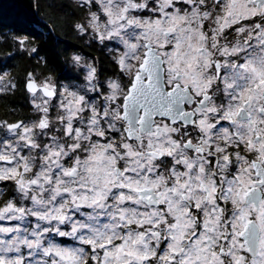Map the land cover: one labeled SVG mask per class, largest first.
I'll use <instances>...</instances> for the list:
<instances>
[{
  "label": "snow or ice",
  "instance_id": "snow-or-ice-1",
  "mask_svg": "<svg viewBox=\"0 0 264 264\" xmlns=\"http://www.w3.org/2000/svg\"><path fill=\"white\" fill-rule=\"evenodd\" d=\"M85 2L75 28L123 46L128 82L28 74L38 119L0 121V264H264V0Z\"/></svg>",
  "mask_w": 264,
  "mask_h": 264
},
{
  "label": "trees",
  "instance_id": "trees-1",
  "mask_svg": "<svg viewBox=\"0 0 264 264\" xmlns=\"http://www.w3.org/2000/svg\"><path fill=\"white\" fill-rule=\"evenodd\" d=\"M85 11L76 0H0V72L16 85L0 92V121L31 116L30 94L24 86L29 73L37 78L52 74L59 80L79 77L71 72L69 60L73 51H83L86 45L75 28ZM21 39L23 46L18 44ZM96 47V42L90 44V49ZM109 57L100 55L104 76L117 72Z\"/></svg>",
  "mask_w": 264,
  "mask_h": 264
},
{
  "label": "rangeland",
  "instance_id": "rangeland-1",
  "mask_svg": "<svg viewBox=\"0 0 264 264\" xmlns=\"http://www.w3.org/2000/svg\"><path fill=\"white\" fill-rule=\"evenodd\" d=\"M76 2H78L79 4H84V6H85L86 11L83 15L82 20L79 21L78 23L83 24L85 27H87L90 12H98V14H100L99 13V4L97 3L95 7H90L86 4L85 0H76ZM209 2H211V0H209ZM140 15L146 16V15H149V13L144 12V13H140ZM46 32L47 31H45V33ZM78 34L84 38L86 45L83 48V51L77 50V51L72 52V54L70 55L69 65L72 68L71 72H73V73L76 72L79 77L78 78H71L69 80H59L56 78L55 75H52V74H47L45 76H42L41 78H37L34 76L38 80V82L43 81L45 78H51V81L56 83L58 88H60L61 86H65V87H68L72 90H80L82 93L83 86L86 85V83H87L85 81L84 77L87 74L88 66L91 65L97 69V81H96V83H98V85L107 86V83L110 80L118 81L122 85L126 84L128 82V77L125 76L120 71V68L116 62L115 63L117 65V72L114 75L107 77L106 80H103L102 79L103 76L101 74V72H102V70H101L102 63H101V58H100L101 53H103L104 55H107V56L109 55L110 60L115 61V58L123 51V46L120 45L118 41H105L104 44H101L98 40L93 39L94 33L91 31V29H89L87 34H82L78 30ZM229 38L231 39L232 37L229 36ZM95 42L97 45L96 50L90 49V44L95 43ZM75 55H79L81 57V61L79 64L74 63V61L72 60V57ZM0 76H3V80L0 81V84L5 85V87L9 83L12 84V81L7 77V75L5 73L0 72ZM102 91L106 92V88L102 89ZM89 95H94V94L89 93ZM30 100H31V97H30ZM57 114H58V112L53 110L50 113V119H52L54 121ZM36 119H38V116L32 107L31 116L24 119V121L30 124L33 120H36ZM0 187H2V186L0 185ZM10 223L11 222H9V221H3V222H0V225L8 226ZM57 239H61V238H57ZM68 243L71 245L73 242L71 240H69Z\"/></svg>",
  "mask_w": 264,
  "mask_h": 264
},
{
  "label": "flooded vegetation",
  "instance_id": "flooded-vegetation-1",
  "mask_svg": "<svg viewBox=\"0 0 264 264\" xmlns=\"http://www.w3.org/2000/svg\"><path fill=\"white\" fill-rule=\"evenodd\" d=\"M101 74L103 76L102 77L103 80H106L107 77L112 76V75L104 76L102 72H101ZM105 88H106V86L104 87V89ZM7 123H9V122H7ZM0 185L2 186V187H0V190L3 191V195H0V203H2L3 201H6L9 199L10 193H11V188H12V183L11 182H0ZM7 194H8V196H6Z\"/></svg>",
  "mask_w": 264,
  "mask_h": 264
},
{
  "label": "water",
  "instance_id": "water-1",
  "mask_svg": "<svg viewBox=\"0 0 264 264\" xmlns=\"http://www.w3.org/2000/svg\"><path fill=\"white\" fill-rule=\"evenodd\" d=\"M37 82H38V80H37ZM39 83V82H38ZM57 85V84H56ZM18 121H23L22 119H20V120H17V121H12V122H9V123H16V122H18Z\"/></svg>",
  "mask_w": 264,
  "mask_h": 264
}]
</instances>
